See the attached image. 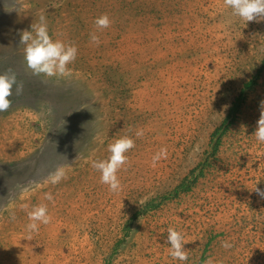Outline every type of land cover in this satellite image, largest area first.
<instances>
[{
	"label": "rangeland",
	"instance_id": "obj_1",
	"mask_svg": "<svg viewBox=\"0 0 264 264\" xmlns=\"http://www.w3.org/2000/svg\"><path fill=\"white\" fill-rule=\"evenodd\" d=\"M41 13L78 50L71 76L27 68L20 34ZM102 14L112 23L97 30ZM9 70L23 92L0 112V264H264L252 191H264V20L245 23L223 0H0ZM125 136L135 147L113 192L92 164ZM41 204L51 222L30 232ZM169 228L186 261L169 254Z\"/></svg>",
	"mask_w": 264,
	"mask_h": 264
},
{
	"label": "clouds",
	"instance_id": "obj_2",
	"mask_svg": "<svg viewBox=\"0 0 264 264\" xmlns=\"http://www.w3.org/2000/svg\"><path fill=\"white\" fill-rule=\"evenodd\" d=\"M224 5L231 9L233 16L239 17L246 22H259L264 20V0H223ZM112 21L107 14H102L95 19L94 24L97 30H104L111 26ZM91 41L97 46L100 43L99 37L94 33L91 34ZM20 44L25 45L24 60L27 68L33 75H43L45 77H68L72 75V70L68 67L77 57V48L74 45H66L61 40H53L48 32L46 17L43 13L39 16V23L32 25V31H23L20 34ZM19 95L23 92V84L18 83L15 73L9 70L0 74V112L8 111L12 106L13 90ZM143 129L137 130L136 136L142 137ZM256 141L264 144V110L261 111L257 121V128L254 133ZM135 147L133 139L125 136L117 139L109 145L111 155L107 160L93 162L92 167L100 172L101 183L107 185L110 191L118 192L121 190V182L118 178V171L128 162L126 155ZM162 158H167V149L162 148L152 157V166L155 167L157 162ZM63 168L58 169L50 176L53 184L59 183L65 179ZM258 183V182H257ZM258 196L264 198V191L256 186L252 189ZM45 199L52 200L49 193L45 194ZM30 223L27 229L30 232H38L41 224L47 225L51 222L46 205L35 206L28 212ZM167 242L170 245V255L173 259L186 261L188 254L184 245L183 236L173 228L168 229ZM222 247L230 248L231 244L222 242ZM206 264H212L211 259Z\"/></svg>",
	"mask_w": 264,
	"mask_h": 264
},
{
	"label": "trees",
	"instance_id": "obj_3",
	"mask_svg": "<svg viewBox=\"0 0 264 264\" xmlns=\"http://www.w3.org/2000/svg\"><path fill=\"white\" fill-rule=\"evenodd\" d=\"M251 85H253V84L252 83H249V84H247V86L245 88L248 89ZM233 111H234V109L232 110L231 114H233Z\"/></svg>",
	"mask_w": 264,
	"mask_h": 264
}]
</instances>
